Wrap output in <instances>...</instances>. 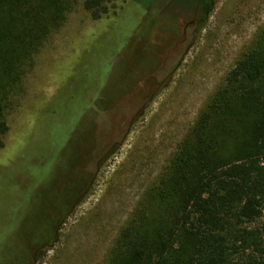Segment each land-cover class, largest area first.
Wrapping results in <instances>:
<instances>
[{
	"label": "rangeland",
	"instance_id": "rangeland-1",
	"mask_svg": "<svg viewBox=\"0 0 264 264\" xmlns=\"http://www.w3.org/2000/svg\"><path fill=\"white\" fill-rule=\"evenodd\" d=\"M107 5L94 18L72 1L13 98L0 147V264H110L119 231L156 196L237 60L264 51V0H218L186 37L196 0ZM62 203L60 224L51 220Z\"/></svg>",
	"mask_w": 264,
	"mask_h": 264
},
{
	"label": "trees",
	"instance_id": "trees-1",
	"mask_svg": "<svg viewBox=\"0 0 264 264\" xmlns=\"http://www.w3.org/2000/svg\"><path fill=\"white\" fill-rule=\"evenodd\" d=\"M72 1L79 0H0V147L34 54ZM110 1L85 7L99 18ZM217 1L196 0L200 28ZM226 80L181 141L156 196L119 231L110 264H264V51L244 52ZM62 205L51 221L62 223ZM52 235H43V247Z\"/></svg>",
	"mask_w": 264,
	"mask_h": 264
},
{
	"label": "flooded vegetation",
	"instance_id": "flooded-vegetation-1",
	"mask_svg": "<svg viewBox=\"0 0 264 264\" xmlns=\"http://www.w3.org/2000/svg\"><path fill=\"white\" fill-rule=\"evenodd\" d=\"M180 6V5H179ZM183 7H179L178 8V10L179 9H182ZM199 26H200V16H199V14H198V9H197V7L195 8V14H194V17L185 25V30H184V34H185V37L187 36V34H188V29L189 28H193L192 29V32L194 33V30L195 31H197L198 30V28H199ZM108 155V148H107V150L105 151V152H103L102 154H101V160L99 161V164L97 165V168H100V166H101V163H102V161L104 160V158L106 157ZM86 191V190H85ZM85 194V192H81V194H80V196L82 195H84ZM43 246H41L40 248H42ZM40 248H38V249H40ZM37 253H38V251H36L35 252V254H34V259H35V257H36V255H37Z\"/></svg>",
	"mask_w": 264,
	"mask_h": 264
}]
</instances>
